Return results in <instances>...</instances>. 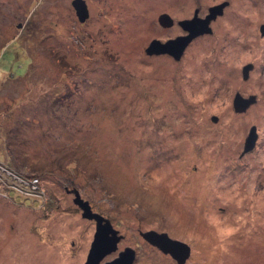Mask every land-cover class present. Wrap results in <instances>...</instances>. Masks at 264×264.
<instances>
[{
  "label": "rangeland",
  "instance_id": "374dc122",
  "mask_svg": "<svg viewBox=\"0 0 264 264\" xmlns=\"http://www.w3.org/2000/svg\"><path fill=\"white\" fill-rule=\"evenodd\" d=\"M72 2L0 0V264H85L75 189L123 235L102 262L178 264L155 230L186 264H264V0H85V22ZM225 2L180 60L146 53Z\"/></svg>",
  "mask_w": 264,
  "mask_h": 264
},
{
  "label": "water",
  "instance_id": "95a60500",
  "mask_svg": "<svg viewBox=\"0 0 264 264\" xmlns=\"http://www.w3.org/2000/svg\"><path fill=\"white\" fill-rule=\"evenodd\" d=\"M72 5L79 20L85 22L90 15L85 0H73ZM227 5L228 2H225L211 7L210 13L205 18L199 17L198 11H196L192 19L179 21V25L187 33L186 35L169 39L166 42L154 39L146 49V53L149 56L170 55L175 60H180L186 48L195 38L212 33L211 22L218 16L223 15L224 8ZM159 22L163 27H171L174 23L168 14H162ZM262 32L264 33V26H262ZM253 68V64H248L243 68L245 80L249 78L250 71ZM255 103L256 96L252 95L249 98H245L240 93L236 94L233 102L235 111L239 113L245 112ZM214 120L216 121L217 118L214 117ZM257 139V130L253 126L246 138L244 153L250 152L255 148ZM73 193L75 195L74 202L82 210V216L94 221L96 225L94 239L85 264H134L136 250L131 247H126L123 251H120L114 260L102 262L107 255L118 250V244L123 239V235L114 228L110 219L94 212L89 201L83 199L78 190H73ZM141 235L149 244L159 249L162 253L170 255L178 264H186L191 256V247L187 243L170 237L166 232L150 230L141 232Z\"/></svg>",
  "mask_w": 264,
  "mask_h": 264
},
{
  "label": "built area",
  "instance_id": "2783aa9c",
  "mask_svg": "<svg viewBox=\"0 0 264 264\" xmlns=\"http://www.w3.org/2000/svg\"><path fill=\"white\" fill-rule=\"evenodd\" d=\"M21 183H23V185H21V187L26 190L28 187H30L29 185H26V184H29V182H24V181H21ZM20 186V185H19Z\"/></svg>",
  "mask_w": 264,
  "mask_h": 264
},
{
  "label": "flooded vegetation",
  "instance_id": "af4514ba",
  "mask_svg": "<svg viewBox=\"0 0 264 264\" xmlns=\"http://www.w3.org/2000/svg\"><path fill=\"white\" fill-rule=\"evenodd\" d=\"M114 259H115V258H114ZM114 259H113V260H114ZM111 261H112V260H111ZM106 262H109V261H106ZM103 263H104V262H103Z\"/></svg>",
  "mask_w": 264,
  "mask_h": 264
},
{
  "label": "trees",
  "instance_id": "16d2710c",
  "mask_svg": "<svg viewBox=\"0 0 264 264\" xmlns=\"http://www.w3.org/2000/svg\"><path fill=\"white\" fill-rule=\"evenodd\" d=\"M35 191H37V188L36 189H34Z\"/></svg>",
  "mask_w": 264,
  "mask_h": 264
}]
</instances>
